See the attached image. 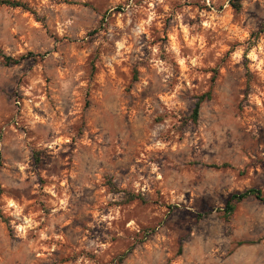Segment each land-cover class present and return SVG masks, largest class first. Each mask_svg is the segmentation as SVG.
Returning <instances> with one entry per match:
<instances>
[{"label":"rangeland","instance_id":"rangeland-1","mask_svg":"<svg viewBox=\"0 0 264 264\" xmlns=\"http://www.w3.org/2000/svg\"><path fill=\"white\" fill-rule=\"evenodd\" d=\"M15 1L0 264H264V0Z\"/></svg>","mask_w":264,"mask_h":264},{"label":"trees","instance_id":"trees-1","mask_svg":"<svg viewBox=\"0 0 264 264\" xmlns=\"http://www.w3.org/2000/svg\"><path fill=\"white\" fill-rule=\"evenodd\" d=\"M242 1L243 0H231L230 1V6L231 8L236 11L239 12L242 9ZM0 5H5L11 8H22L24 10H29L28 6L21 2V1H15V0H0ZM33 56V55H30ZM5 62L8 65H17L19 64V60H15L12 59L10 57H6L4 56ZM211 99V92H207L201 96H199L197 98L196 103L194 104L193 110H192V114H191V120L196 123L199 119L200 116V111H201V106L202 104L206 101V100H210ZM230 165L228 164H223V165H213V168L216 169H221V168H226L229 167ZM248 198H254L256 200H258L262 205H264V193L262 190L258 189V188H249L244 190L243 192L240 193H235L232 194L226 204L225 207L221 210V209H216L218 211L223 212L224 217L229 220L231 218V216L235 213L237 205L240 204L241 202L245 201ZM140 199L142 201V199L138 196L135 195H127L126 196V202H132L134 200ZM245 244V242H240L239 245Z\"/></svg>","mask_w":264,"mask_h":264}]
</instances>
